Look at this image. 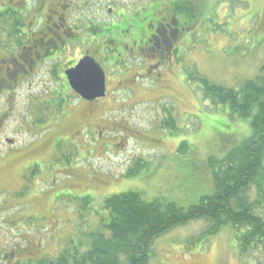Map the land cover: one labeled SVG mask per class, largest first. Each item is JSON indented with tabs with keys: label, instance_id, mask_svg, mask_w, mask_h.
I'll return each mask as SVG.
<instances>
[{
	"label": "rangeland",
	"instance_id": "374dc122",
	"mask_svg": "<svg viewBox=\"0 0 264 264\" xmlns=\"http://www.w3.org/2000/svg\"><path fill=\"white\" fill-rule=\"evenodd\" d=\"M202 1L205 6L181 66L182 75L192 79L194 100L177 105L175 101L88 105L67 92L60 117L52 101H29L32 95L38 98L39 88H19L13 98L0 96V116L4 115L0 121V264L53 261L65 249L85 248L88 236L100 227L98 215H107L102 206L109 196L133 191L147 201L161 198L188 208L198 204L202 195L213 193L210 158H225L251 138L253 129L250 120L233 116L228 107H212L194 79L201 76L239 89L257 76L264 63V0H244L246 4L195 0L196 5L201 7ZM90 12L87 5L83 14ZM66 24L72 29V25L83 27L74 20ZM113 94L124 97L122 90ZM167 105L177 113V133L156 128ZM139 159L145 164L132 170ZM33 166L36 169L26 170ZM131 170L134 176L128 175ZM86 197L92 204L84 211L81 202ZM257 197L254 190L250 202ZM260 211L264 216V208ZM207 226L195 221L172 230L156 242L149 264L262 260L258 249L241 254L233 227L210 236L205 234Z\"/></svg>",
	"mask_w": 264,
	"mask_h": 264
},
{
	"label": "flooded vegetation",
	"instance_id": "af4514ba",
	"mask_svg": "<svg viewBox=\"0 0 264 264\" xmlns=\"http://www.w3.org/2000/svg\"><path fill=\"white\" fill-rule=\"evenodd\" d=\"M0 2V96L13 98L19 88H39L38 98L32 95L29 101H52L60 117L67 92L88 105L100 101H175L177 105L194 100L181 66L205 2L201 7L195 0ZM87 5L91 12L85 15ZM68 20L83 24V30L68 27ZM70 52L74 58L66 57ZM85 57L93 58L106 75V96L93 102L78 96L66 76ZM118 90L123 91V98L113 94ZM170 109H163L160 122L177 121V113Z\"/></svg>",
	"mask_w": 264,
	"mask_h": 264
},
{
	"label": "trees",
	"instance_id": "16d2710c",
	"mask_svg": "<svg viewBox=\"0 0 264 264\" xmlns=\"http://www.w3.org/2000/svg\"><path fill=\"white\" fill-rule=\"evenodd\" d=\"M229 1L245 4L244 0ZM194 80L212 107H228L233 116L250 120L253 129L251 138L225 158H210L213 193L202 195L198 204L188 208L161 198L147 201L133 191L109 196L102 206L107 215L97 214L100 227L88 236L85 248L73 246L57 253L53 261L44 258L38 264H149L160 238L195 221L207 222L205 234L210 236L233 227L241 254L258 249L263 256L256 264H264V216L260 214L264 208V63L257 76L239 89L217 85L201 76ZM159 129L180 131L172 118L164 119ZM136 163L132 170L145 164L142 159ZM132 170L129 176H134ZM254 190L258 197L250 202ZM81 204L87 211L92 201L86 197Z\"/></svg>",
	"mask_w": 264,
	"mask_h": 264
},
{
	"label": "water",
	"instance_id": "95a60500",
	"mask_svg": "<svg viewBox=\"0 0 264 264\" xmlns=\"http://www.w3.org/2000/svg\"><path fill=\"white\" fill-rule=\"evenodd\" d=\"M66 76L70 88L82 99L93 102L106 96L105 72L93 58H83L75 68L67 71Z\"/></svg>",
	"mask_w": 264,
	"mask_h": 264
}]
</instances>
